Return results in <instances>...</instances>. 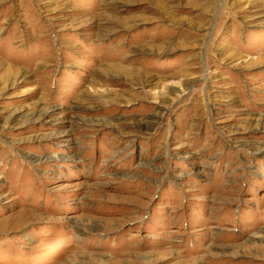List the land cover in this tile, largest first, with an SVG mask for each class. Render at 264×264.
<instances>
[{"label": "rangeland", "instance_id": "obj_1", "mask_svg": "<svg viewBox=\"0 0 264 264\" xmlns=\"http://www.w3.org/2000/svg\"><path fill=\"white\" fill-rule=\"evenodd\" d=\"M0 264H264V0H0Z\"/></svg>", "mask_w": 264, "mask_h": 264}]
</instances>
